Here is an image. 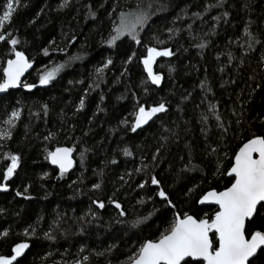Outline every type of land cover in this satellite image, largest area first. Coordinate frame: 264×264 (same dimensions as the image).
I'll return each mask as SVG.
<instances>
[{
    "label": "trees",
    "instance_id": "trees-1",
    "mask_svg": "<svg viewBox=\"0 0 264 264\" xmlns=\"http://www.w3.org/2000/svg\"><path fill=\"white\" fill-rule=\"evenodd\" d=\"M6 2L0 0V15ZM63 2L20 0L0 30L18 40L15 50L32 64L21 85L0 96V129L13 111L20 113L11 137L0 140V183L8 186L0 192V232L8 233L0 237V256L27 243L14 264H128L175 215L213 216L217 208L199 206V199L229 187L235 152L254 135L264 136V0ZM137 11L148 17L137 30L140 43L124 35L109 46L120 14ZM246 26L260 41L251 49ZM148 47L173 53L153 64L159 85L141 63ZM11 48L0 42V77ZM56 65L63 67L55 79L41 86L39 75ZM159 103L166 111L133 132L138 106ZM57 147L74 151V167L62 177L46 158ZM6 154L19 163L3 181ZM160 188L170 204L157 195ZM137 218L146 219L134 227ZM247 228L264 230V212Z\"/></svg>",
    "mask_w": 264,
    "mask_h": 264
},
{
    "label": "snow or ice",
    "instance_id": "snow-or-ice-1",
    "mask_svg": "<svg viewBox=\"0 0 264 264\" xmlns=\"http://www.w3.org/2000/svg\"><path fill=\"white\" fill-rule=\"evenodd\" d=\"M19 3L20 0H7L4 5L6 10L0 15V30L10 21L15 11L14 5ZM66 4L67 0H64L61 7L66 6ZM227 15L224 13L225 18ZM147 18V14L142 11L122 12L119 17L120 23L113 28L115 35L108 41L109 46L123 35L129 36L136 43H140L137 39V30L143 27ZM214 19L218 20L219 17H214ZM245 36L248 39L249 49L254 44L260 43L257 37L248 31L247 26L245 27ZM5 40L12 46L11 51L15 58L8 59L6 66L3 67V76L0 77V92L17 87L20 84L21 76L32 67L24 53L15 50L18 40L8 38L0 31V42ZM205 46L204 42L198 45L201 49ZM44 54H48L47 50ZM172 54L168 48L162 50L156 47L147 48V55L144 56L141 63L153 85L161 83V76L153 72L154 62L158 57H170ZM229 58L231 59V54H229ZM128 59L131 61L132 57ZM111 62L109 60L104 67L106 68ZM62 67L63 65H56L41 73L39 84L41 86L48 85L55 79ZM102 70L97 69V72L100 73ZM24 87L31 90L35 85L25 84ZM201 88L205 89L207 85L201 82ZM83 105L84 101L81 99L79 108H82ZM165 111L164 103H159L157 106L148 109L143 105L138 106L131 130L135 132L158 113ZM208 111L215 117L217 126L223 129L224 125L220 123L221 118L216 111V105L210 104ZM19 116V111L15 110L4 121L7 127L0 129V140L11 137V128L15 126V121L19 119ZM202 119L207 122L208 117L202 115ZM239 123L240 121L237 120V124ZM212 151L215 152L217 149H212ZM72 152V148L57 147L54 151L47 153L46 158L52 165L58 167L61 177L72 167ZM124 154L130 155L127 149L124 150ZM6 156L10 160V164L3 173V181H8L12 177L19 163L18 156L10 154H6ZM155 159L156 156L154 155L153 160ZM227 175L233 177L230 187H226L223 191H208L199 200L200 204L208 203L217 206L213 216L196 219L188 214L175 215L170 227L162 232L158 239L147 240L140 244L139 248L128 257L129 264H264V230L249 231L247 228L248 222L264 212V136L254 135L253 138L248 139L243 146L239 147V150L234 154L231 167L227 170ZM151 184L160 187V181L155 176H152ZM93 187L99 188V185ZM139 187L143 188L145 185L140 184ZM7 190V184L0 183V192ZM17 195H21V193L18 192ZM157 195L161 200L171 203L163 188H160ZM94 203L97 204L98 208H104L102 202L94 201ZM112 203L117 209H121L119 203L115 201ZM119 215H125L122 209ZM145 219L137 218L133 222V226H138ZM34 231L35 229H33ZM210 233L214 234L215 240L210 237ZM7 234V230L0 232V237L7 236ZM45 235L51 239L48 233ZM28 248L29 244L27 243L15 244L12 247L11 256H0V264H14V261H17V258L21 257ZM84 259L87 260L88 257H84ZM76 264H80V262L77 261Z\"/></svg>",
    "mask_w": 264,
    "mask_h": 264
},
{
    "label": "water",
    "instance_id": "water-1",
    "mask_svg": "<svg viewBox=\"0 0 264 264\" xmlns=\"http://www.w3.org/2000/svg\"><path fill=\"white\" fill-rule=\"evenodd\" d=\"M12 59H14V58H12ZM5 66H6V63H5ZM30 69V68H29ZM29 69L24 73V75L23 76H21V78H20V84L17 86V87H19L20 85H21V83L23 82V80H24V78L26 77V75H27V73H28V71H29ZM17 87H15V88H17ZM15 88H10V89H8V90H6V91H4V92H0V96H3V95H5L8 91H10V90H13V89H15ZM155 118V116L147 123V124H145V125H142L140 128H138L135 132H137L138 130H141V129H143L144 127H146L150 122H152L153 121V119ZM134 121H135V119H134ZM133 124H134V122H133ZM246 143V142H245ZM243 146V145H242ZM239 150V149H238ZM71 159H72V167L67 171V172H69V171H71L72 169H73V167H74V151L72 152V156H71ZM233 160H234V158H233ZM49 163H50V161H49ZM50 165L53 167V168H55V169H57L58 171H59V169H58V167L57 166H55V165H52L51 163H50ZM66 172V173H67ZM226 176H227V178H229V179H231V180H233V177H229L228 175H227V173H226ZM230 187V186H229ZM206 194V193H205ZM204 194V195H205ZM202 198V197H201ZM200 198V199H201ZM199 199V200H200ZM198 205L199 206H211V207H215V208H217V206L216 205H213V204H208V203H205V204H200L199 203V201H198ZM195 218V217H194ZM212 235H214V234H212V233H210V237L212 238ZM188 259H190V258H188ZM129 264V263H128Z\"/></svg>",
    "mask_w": 264,
    "mask_h": 264
},
{
    "label": "rangeland",
    "instance_id": "rangeland-1",
    "mask_svg": "<svg viewBox=\"0 0 264 264\" xmlns=\"http://www.w3.org/2000/svg\"><path fill=\"white\" fill-rule=\"evenodd\" d=\"M118 23H120V20H119V22ZM124 36V35H123ZM122 37V36H121ZM13 58H15L14 56H13ZM13 176V175H12Z\"/></svg>",
    "mask_w": 264,
    "mask_h": 264
}]
</instances>
